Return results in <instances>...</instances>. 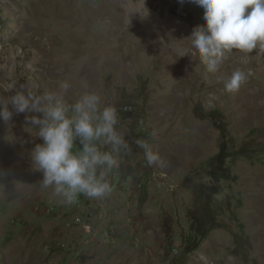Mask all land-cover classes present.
Here are the masks:
<instances>
[{"label": "rangeland", "instance_id": "rangeland-1", "mask_svg": "<svg viewBox=\"0 0 264 264\" xmlns=\"http://www.w3.org/2000/svg\"><path fill=\"white\" fill-rule=\"evenodd\" d=\"M202 17L191 0H0V97L68 81L70 103L117 109L128 145L109 196L64 205L40 187L25 114L0 122V264H264V57L208 73L184 55ZM197 218L213 228L185 255Z\"/></svg>", "mask_w": 264, "mask_h": 264}, {"label": "clouds", "instance_id": "clouds-1", "mask_svg": "<svg viewBox=\"0 0 264 264\" xmlns=\"http://www.w3.org/2000/svg\"><path fill=\"white\" fill-rule=\"evenodd\" d=\"M191 2L202 8L203 26L194 27L187 37L191 46L184 55L198 57L208 73L219 70L226 54L255 52L264 57V0ZM246 80V74L236 70L223 81V90L235 93ZM70 87L68 81H62L58 89L43 95L22 88L0 97V122L7 125L14 114L23 113L35 137L42 141L30 152L31 166L42 173L40 187L51 189L64 205L74 204L81 195L93 200L109 196L114 190L110 176L128 148L117 128V109L105 105L96 92H86L70 103L66 99ZM14 88L15 84L9 90ZM137 143L145 150L149 165L162 164L144 141Z\"/></svg>", "mask_w": 264, "mask_h": 264}, {"label": "trees", "instance_id": "trees-1", "mask_svg": "<svg viewBox=\"0 0 264 264\" xmlns=\"http://www.w3.org/2000/svg\"><path fill=\"white\" fill-rule=\"evenodd\" d=\"M149 4L151 5V2ZM212 228L213 225L207 226L204 222L201 221V219L197 218L194 229H196L195 231L198 233L199 239L197 241L192 240L186 243V247L184 249L185 255L194 251L198 247L200 241L208 235L209 231H211Z\"/></svg>", "mask_w": 264, "mask_h": 264}, {"label": "built area", "instance_id": "built-area-1", "mask_svg": "<svg viewBox=\"0 0 264 264\" xmlns=\"http://www.w3.org/2000/svg\"><path fill=\"white\" fill-rule=\"evenodd\" d=\"M77 220L79 221V218H77ZM177 250H175V252H176Z\"/></svg>", "mask_w": 264, "mask_h": 264}]
</instances>
